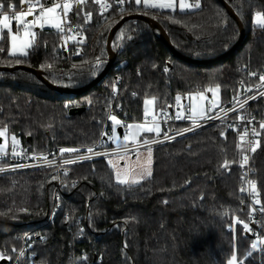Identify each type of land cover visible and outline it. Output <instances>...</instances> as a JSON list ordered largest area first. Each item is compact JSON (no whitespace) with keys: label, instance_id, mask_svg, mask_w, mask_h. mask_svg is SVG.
Wrapping results in <instances>:
<instances>
[{"label":"trees","instance_id":"16d2710c","mask_svg":"<svg viewBox=\"0 0 264 264\" xmlns=\"http://www.w3.org/2000/svg\"><path fill=\"white\" fill-rule=\"evenodd\" d=\"M142 1L136 5L130 0L123 12L112 8L101 16L99 5L88 0L82 7L92 11V20L82 29L76 27L79 39H86L77 42L68 57L60 52L58 32L37 29L34 46L26 57H20L23 63L16 64V58L8 54L4 32L0 68L30 67L51 87L24 69L0 70V128L6 125V133L14 135L27 152L50 158L57 147L80 152L98 143L111 147L100 136L103 128L111 129L109 106L118 119L138 123L144 120L145 98L157 97L159 110L164 105L174 107L177 94L185 99L188 93L219 85L223 106L233 101L238 90L241 94L244 88L259 84V74H264V28L256 24L255 14H264V0H223L244 30L239 45L226 56L240 32L218 0H201V8L194 12L180 11L177 6L175 11L145 8ZM11 2L15 10L26 5L21 6L20 0ZM77 7L73 4L68 13L75 26L83 24ZM133 13L149 21L128 20L116 30L109 43L114 56L110 69L97 84L82 90L108 63L111 30ZM218 13L226 22L221 23ZM157 26L184 59L165 46ZM96 57L103 64L93 76ZM249 71L258 75L249 76ZM79 108L84 109L81 114H69ZM242 112L264 120V96ZM120 126L123 132L124 124ZM181 127L162 128L159 135ZM259 131L260 147L250 157L256 199L261 202L256 208L264 206V130ZM237 143H242L237 131L211 124L156 145L152 147V175L131 186L115 182L103 158L64 166L58 174L48 167L0 175V213H7L0 215V253L13 257L5 259V264L14 262L23 246L36 264H79L81 256L87 257L83 264H227L233 245L238 264L241 260L264 264V251L247 257L251 238L235 223H250V206L240 191L241 168L233 164L229 172L220 167L224 159H240ZM8 163L0 159V165ZM259 218L264 237V214L259 212Z\"/></svg>","mask_w":264,"mask_h":264},{"label":"snow or ice","instance_id":"6c2138e0","mask_svg":"<svg viewBox=\"0 0 264 264\" xmlns=\"http://www.w3.org/2000/svg\"><path fill=\"white\" fill-rule=\"evenodd\" d=\"M73 2L78 6L76 10V15L79 17L81 16V13H83V24H79L76 27L78 29H82L84 24L89 23L92 20V11H84V8L82 6L87 5L88 0H63V3H57L53 2L51 6H45V3H42L41 0H20L21 6L24 4H27V9L26 10H21V11H15L16 5L11 2V0H0V42H2L5 39L4 35V30L7 31V39L10 42V48L8 50V54L12 57H15V63L16 64H21L23 63V60L20 57H26L28 55L27 49L32 48L35 44L36 41V36L38 35L37 32H35L33 29L34 28H40L41 31L45 27H52L58 30L60 33L65 32V28L62 25H68L67 31L72 32V26H71V21L67 19L69 11L72 10V5ZM99 0H93V3H98ZM117 6H122L125 3V0H115ZM134 3L136 5L141 4V0H134ZM143 4L145 8H159V9H172L175 11V4L176 0H143ZM111 5H101V8L106 10L108 7ZM7 7L8 10H5ZM201 8V0H195V3L189 4L186 2V0H179V9L180 11H185V10H191V9H200ZM38 10V14H37ZM59 10V11H58ZM120 11L123 12L124 9L123 7H120ZM100 15L103 16V11L100 12ZM28 16H32V20H27L26 18ZM218 16L220 17L221 23L226 22V17L223 16L222 13H218ZM15 21L17 25V30L16 33L12 32L11 24L12 22ZM255 22L257 25H259L261 28H264V14L261 12H257L255 14ZM21 25H23V28L21 29ZM23 31V37L20 36V32ZM31 37V39H29ZM72 37H68V39H71ZM128 39H131V37H127ZM83 39H81L79 42L83 43ZM114 46H119V45H114ZM5 49L4 47L0 46V52H4ZM75 54H79V51H77ZM103 60L101 57H96L95 63L93 65V71L92 75L95 76L96 72L99 70V68L102 66ZM41 67H45V65H41ZM52 65H48V68H51ZM74 67H76L74 65ZM165 72L169 71V68L166 66L164 68ZM139 74V73H138ZM249 76L256 77L258 75L257 72L255 71H249L248 72ZM259 81L260 83L258 85H255L257 89L259 88H264V74H259ZM243 84V82H242ZM113 93L118 92V89L116 87V84L112 85ZM220 86L215 85V87H209L204 90L197 91L195 93H188L187 96L191 103L187 106L185 109V106L181 104V95L177 94L175 97L176 105L178 106V110L175 116V119H191L193 120V127L201 126L196 123V120H203L205 118L207 119H216L220 118L219 112L213 115H209V113H212L215 111L216 108L219 107V105L213 104L210 107H203L197 104V99L200 101H205L208 100V96L206 95L207 92H211L213 94V97L216 96V94L219 92ZM245 92H251L252 88H244ZM135 96L136 93H133ZM239 95L240 92L239 90L237 91V94L233 97V107L231 109H228L227 111H236V105L239 104L240 108L244 107V104L248 102V100L256 99V96H248L245 98L244 101L239 100ZM259 96H264V92H258ZM158 98L153 96L151 99L145 98L143 103L145 105V110H144V117H145V123L144 124H127L125 125L127 131L123 135V140L124 141H129L130 137L133 140V142L136 141V137L139 135L141 131L143 132H155L157 136H159L161 132V128L159 123H156L157 117H161L164 119V122L166 123L167 120L172 119L173 117L166 111V108H171L172 105H164L159 108V113H152L149 110L148 106H155ZM92 101H89V104H91ZM65 107H68V105H65ZM182 110L188 111L190 114L188 116L183 115ZM220 112H224L225 115H227V112L225 109L220 108ZM149 115H152V122L153 126L148 127L147 126V118ZM241 123H245L247 125H252L255 117H248L245 115H240L237 117ZM109 120L113 122V127H112V133L113 135L109 136L108 133H102V136H107L109 140H116L118 143V146H123L125 148V153L128 152V147L125 145H120V137L119 134L117 133L116 125H121L123 122L117 118L115 115H109ZM228 128L233 129L234 131H237L238 133V140L241 142H244L249 134L250 129L245 126L243 131L241 132L234 124H229L227 125ZM135 129V131H133ZM259 129L264 130V121L260 122L259 124ZM192 128H185L182 131H179L177 134L183 135V133L192 131ZM7 132V126L5 125L3 128H0V137H4L5 133ZM251 133L254 137H258L260 135V131L257 130L255 127L251 128ZM221 136L224 139H227V136L225 132H221ZM174 136H169L168 132H164V139L165 140H172L174 139ZM155 142H163V141H149L148 139H144L142 143L144 145H148L150 143H155ZM6 141L4 145H0V154L3 156H7L8 153L6 151ZM18 144V141L16 140V137L13 135L12 137V149H11V156L12 157H17L20 155V153L17 152L16 150V145ZM94 146L92 147H87L86 152L93 154V155H107V153H99V152H94ZM260 147V141L258 139L255 140H249L247 141L246 144L243 143H237L236 144V149H237V155L240 157V159H233V160H228L224 159L223 162L221 163L220 167L222 169H225L227 171H231V166L233 164L238 165L240 168H244L245 165H248L249 163V155L247 154L249 151L252 153H255L257 148ZM81 149L78 148H61L59 149V153L62 156L64 153H79ZM147 153L148 157L147 160L144 161L143 164L139 163L140 161V153L137 151L136 159H137V168L139 171H127L125 170L123 173H121L120 170H117L116 172V180L119 184L122 185H134V184H139L141 180H143L146 176L150 177L152 175V170H151V165H152V148L148 147L147 148ZM33 159H44L47 160V156H44L43 154L37 156L33 155ZM121 159H124L123 156L120 157ZM84 159H91V156L89 155H82V156H77L76 160L73 159H63L62 164L63 165H70L73 164L77 161L84 160ZM108 163L111 165L112 160L109 159ZM49 166L53 164V161H48ZM29 165L25 164H15L11 166V170H16V169H21L28 167ZM59 168L60 165H57ZM115 167V165H113ZM9 170V166L7 164L0 165V173H3L5 171ZM67 169L64 171V175H67ZM250 171V170H249ZM248 176V171H245L240 179L242 181V185L244 182H246L251 190L255 192L256 190V181L247 179ZM53 180L57 179L56 176L52 177ZM186 183H190V181H186ZM74 186V184H73ZM241 192H245L246 189L245 187L241 186L240 188ZM101 195H103L101 193ZM203 199V197H201ZM165 204H167V201H164ZM244 203V200H241V204ZM254 205H259L261 202L259 199H256L252 202ZM59 207V205H57ZM11 211V210H9ZM19 211L22 212H27L28 209L26 208H21ZM260 212L261 214H264V206H261L260 208H255L251 207L249 216L253 215L255 212ZM0 215H7V213H0ZM227 215V213H225ZM133 221L135 218H131ZM239 223L243 225V230L246 233H250L253 230L249 227L248 223H244L241 220H238ZM125 223H128L126 220ZM264 224V222H262ZM118 227V225H117ZM30 239V238H29ZM43 239V237L41 238ZM258 245H264V237L261 235H256V239L252 241L251 243V250L247 252V257L253 256V251H264V248L258 247ZM31 247V245H29ZM128 244L125 242L124 248H127ZM13 252H16L17 250L15 248L12 249ZM34 255V254H33ZM25 256V250L21 249L19 251L18 257L16 258L17 261H19L20 258ZM245 257V258H247ZM7 259V260H12L13 257L6 255L5 253H0V260ZM79 261V264H83L84 261L87 260L86 256H81L77 258ZM227 264H238L237 262V255L235 251V245H233V251L231 254L230 259H228ZM239 264H243V260L239 261Z\"/></svg>","mask_w":264,"mask_h":264},{"label":"built area","instance_id":"2783aa9c","mask_svg":"<svg viewBox=\"0 0 264 264\" xmlns=\"http://www.w3.org/2000/svg\"><path fill=\"white\" fill-rule=\"evenodd\" d=\"M129 1L130 0H125V3L122 6H117L115 0H99V2L97 4L99 5V11L100 12L103 11V13H105V12L109 11L112 8L115 9L116 11H118V12H121L120 11V7H123V9H124L126 4ZM41 2L45 3V6H50L53 2H57V3H61L62 4L63 0H41ZM73 4H75V2H73ZM105 4L111 5V6L108 7L106 10H104V9L101 8V5H105ZM22 9L26 10L27 9V4ZM22 9L15 10V11H21ZM196 10L197 9H191V11H193V12L196 11ZM37 14H38V10H37ZM29 17L31 18V20L33 19L32 16H28V18ZM67 19H68V16H67ZM62 26L65 28V32L64 33H60L57 30V32L60 34V36L62 38L61 46H60V52L63 53L66 57H68V56H70V54L74 53V51H73L74 45L77 42H79L80 39L78 37V30H77L75 25L71 24L72 29H73L72 32H68L67 31L68 25H62ZM22 28H23V26L21 27V29ZM68 37H72V38L68 39ZM249 87L252 88V91L251 92H245L243 90L242 93L239 95V100L240 101H244L245 98L248 97V96H256L257 97L256 99L248 100V102L246 104H244L243 108H240L239 104H237L236 105V111H227L228 109H231L233 107L234 101H231L230 103H228L226 105L219 106L218 108L215 109L214 112L209 113V115L215 116V114L217 112H219L220 118H216V119H207V118H205L203 120H196V123L198 125H201V126L193 127V120H191V119H179V120L175 119V116H176L175 110L178 109L177 105H175L172 108L166 109V111L173 117L172 119L167 120V122L165 123L164 119L159 117V120L156 121V123H159V125L161 126V129L164 128L165 130H168L169 127L172 126V125H176V124L183 125V127L179 128V129H175V130H172V131L168 132L169 136H174L175 137L174 139H177V138L183 137L185 135L191 134L193 132H196V131L200 130L201 128H204V127H206L208 125H211V124H225V125L234 124L236 126V128H238L241 132L243 131L244 127L247 126L250 129V131H249V134H248L246 140L244 142H242L243 144H246L247 141H249V140L258 139V137H254L252 135L251 128L255 127L257 130H260L259 129V124H260V122L264 121L263 119H259V118L255 117V116H248V117H255V120H254L252 125H247L246 122L245 123H241V121H239L237 119L238 116L244 115V113L242 112L243 109H245L249 104H251L254 101L258 100L259 98L263 97V96H259L258 92H264V88L257 89L255 86H248L246 88H249ZM182 105H184V103H182ZM204 105H205V108L206 107H210L211 103H210L209 100H205ZM186 108L187 107L185 106V109ZM220 108L225 109V111L227 112V115H225L224 112H220ZM182 111L184 112L183 115L188 116V115H186L188 113V111H186V110H182ZM110 114L116 116V111L113 108V106H109L108 113H107V119L108 120H109V115ZM109 121H111V120H109ZM121 121L123 122L122 124H124V126L128 124L127 122H125L123 120H121ZM148 123L149 124H153L152 121H148ZM185 128H192L193 130L185 132V133H183V135L177 134L179 131H182ZM105 132L108 133V135L110 136L111 129H108L107 127L103 128V130L101 132V135H100L105 143H110L111 144V140H109L107 136H102V133H105ZM174 139H172V140H174ZM149 141H163V142H155V143H150L148 145H144L143 143H140V144H136V145H132V146H127L128 149H129L127 153L133 152V151H136V150H139V149H143V148H148V147L152 148V147H154L156 145L163 144V143L171 141V140H165L164 139V134H162V135H159V136H157V137H155L153 139H149ZM101 145H102L101 143H98L96 145V147H94V152L107 153V155H99V156H97V155H93V154L87 153L85 151V152H79V153H70V154H66V155H62L61 156L60 153H59V149H61V148L57 147V148H55L53 150V156L52 157L47 158V160H44V159L37 160V159H33L32 157H33L34 154L39 156V155H41L40 153H34V154L29 153L23 148V146L18 144L16 146V150H17L18 153H20L19 156L12 157L11 156V151H9V152L7 151L8 155L6 157L3 156L2 154H0V159L1 158H5L9 162L7 164L9 166V170H7V171H5L3 173H0V175L5 174V173L22 172V171H28V170H34V169H40V168H48V167H54L55 168L54 169L55 173L58 174L60 172V170H62V168L64 166H67V165H63L62 164V160L63 159L76 160L77 156L89 155V156H91V159H84V160L77 161L75 163H79V162H83V161H87V160H92V159H97V158H103V159H105L108 162V158L109 157L125 153V148L124 147L113 148L111 146V147H108V148H104V147H101ZM247 154L249 155V157H251L252 152L249 151ZM44 156H46V155H44ZM48 161H53V164L51 166H49ZM15 164H25V165H29V166L25 167V168H21V169H16V170L13 171V170H11V166L15 165ZM57 165H60V167L58 168ZM109 168L112 169V166L110 164H109ZM245 171H248L247 179L254 180L252 178V174H251L252 170L250 168V159H249L248 165H245L244 168H241V174H243ZM243 187H245V189H246V191L243 192V193H244V195L246 197L247 203L249 204L250 208L251 207H255L252 202L254 200H256V194H257L256 190H255V192H253L251 190L250 186L246 182L243 183ZM235 223L243 228V225L241 223H239L238 220L235 221ZM248 224H249V227L253 231L250 232V233H246V232L245 233L248 234L250 236V238H251V242H250V246H251L252 241L256 239V235H261V233H260V218H259V212L258 211L250 216V223H248ZM258 247L262 248V245H258ZM21 249L25 250V247L23 246ZM259 252H261V251H259ZM18 254H17V257H18ZM11 264H36V263L33 260L32 255L27 253L26 250H25V256L20 258L19 261H17V259H15L14 262H11Z\"/></svg>","mask_w":264,"mask_h":264},{"label":"rangeland","instance_id":"374dc122","mask_svg":"<svg viewBox=\"0 0 264 264\" xmlns=\"http://www.w3.org/2000/svg\"><path fill=\"white\" fill-rule=\"evenodd\" d=\"M186 2L190 4V2L188 0H186ZM142 4H143V1H142ZM176 6L179 9V0H176L175 7ZM167 10H172V9H167ZM26 19H28V17ZM13 23H14V28H13ZM22 26L23 25H21V27ZM11 28H12V32L13 33H16L17 25H16L15 21L12 22ZM37 29L38 30H41L38 27L37 28H34L33 30L36 32ZM44 29H52L53 31H56L57 32V29L52 28L50 26L49 27H45ZM4 32H6V38H7V31L4 30ZM20 36L23 37V31L20 32ZM29 39H31V37H29ZM8 45H9V48H10V42H9V40H8ZM9 48H8V50H9ZM28 50L29 49H27V51ZM193 93H195V92H193ZM207 93H209V96L207 95ZM207 93H206V95L208 96V98H209L208 100L210 101L211 105L216 104V105H219L220 106V104H221L220 92H218L215 97H213V94L211 92H207ZM183 100H185V104L184 105L186 107L191 103V101L189 100L188 96L185 97V99H181V104H182V101ZM196 102H197L198 105L205 107V105H204V102L205 101H200L199 99H197ZM148 107H149L150 112H152V113H159V110L156 108V105L155 106H148ZM144 110H145V105H144ZM177 110L178 109L175 110L176 113H177ZM183 114H184V112H183ZM189 114L190 113L188 112L186 115H189ZM158 120H159V116L157 117V121ZM147 121H152V115H149L148 116ZM144 123H145V117H144V120L142 122L129 123V124H144ZM147 126L148 127H152L153 124L147 123ZM112 127H113V122L111 121V134H110V136L113 135V133H112ZM119 127H121V126L120 125H116V129H118ZM160 128H161V126H160ZM126 131H127V129H126L125 126L123 127V132L121 134L117 131V133L119 134V137H120V141H119L120 145L132 146V145H136V144L142 143V141L144 139H148L149 140V139H152V138L157 137V135H156L155 132L149 133V132H143V131H141L139 133V135L136 137V141L135 142H133V140L131 139V137H130L129 141H124L123 140V135H124V133ZM133 131H135V129H133ZM0 139H1L0 145H4L5 144V141H6L7 142L6 145H5L6 151H9V150L11 151V149H12V136H10L7 133H5V136L4 137H0ZM111 146L113 148H121V147H123V146H118V143H117L116 140H111ZM137 151L140 153V161H139V163L143 164L144 161H146L147 160V157H148L147 148L139 149V150H136V151H133V152L124 153V154H120V155H116V156H112V157H109L108 158V160L109 159L112 160V165H115L114 170H113V175H114L115 182H117V180H116V172H117V170H120L121 173H123L125 170H127L129 172H131V171H139V169L137 168V159H136ZM121 156H123L124 159H121L120 158ZM151 170H152V165H151ZM147 178H149V177L146 176L143 180H145ZM143 180H141V182ZM134 185H136V184H134Z\"/></svg>","mask_w":264,"mask_h":264},{"label":"water","instance_id":"95a60500","mask_svg":"<svg viewBox=\"0 0 264 264\" xmlns=\"http://www.w3.org/2000/svg\"><path fill=\"white\" fill-rule=\"evenodd\" d=\"M221 5L227 10V14L237 23L238 25V28H239V32H240V36H239V39L238 41L236 42V44L234 45L233 48H231V50L229 52H227L226 54H224L223 56H226L228 53H230L231 51L234 50V48L236 46L239 45V43L241 42L242 38H243V35H244V30H243V27H242V24L241 22L238 20V18L236 17V15L234 14V12L228 8L227 4L223 1V0H218ZM132 19H139V20H144V21H149V19L147 17H144L142 15H139L138 13H133V14H127L125 15L124 17H122L119 22L113 27V29L111 30L110 34H109V37H108V42H107V51H108V54H109V59H108V63L105 67V69L103 70V72L90 84L88 85L87 87H85L84 89L82 90H86V89H89L91 87H93L95 84H97L101 79H103L105 77V75L107 74L108 70L110 69L111 67V64L113 63V60H114V56L111 54V51H110V47H109V43H110V40L112 38V36L114 35V33L116 32V30L126 21L128 20H132ZM28 20H31V18L29 17ZM157 29L160 33V35L162 36V41L163 43L165 44V46L176 56L180 57V58H183L181 56L178 55V53L176 52V50L172 47V45L170 44L168 38H167V35L166 33L164 32V30L157 26ZM184 59V58H183ZM15 69H24L30 73H32L39 81H41L42 83H44L45 85L51 87V85H49L43 78L42 76L40 75L39 72H37L36 70L30 68V67H26V66H23V65H16L12 68H0V70H8V71H11V70H15ZM61 91H64L63 89H60ZM81 90H71V91H68L69 93H77ZM84 111L83 108H79V109H71L69 111V114L73 115V114H81L82 112ZM117 131L121 134L122 133V128L119 127L117 129ZM28 141L30 140L29 138L27 139ZM0 142H1V139H0ZM7 263V261L5 259L3 260H0V264H5Z\"/></svg>","mask_w":264,"mask_h":264},{"label":"crops","instance_id":"0c3cea01","mask_svg":"<svg viewBox=\"0 0 264 264\" xmlns=\"http://www.w3.org/2000/svg\"><path fill=\"white\" fill-rule=\"evenodd\" d=\"M111 166H112V171L114 170V167H113V165L111 164ZM148 179V178H147ZM144 181V180H143Z\"/></svg>","mask_w":264,"mask_h":264}]
</instances>
